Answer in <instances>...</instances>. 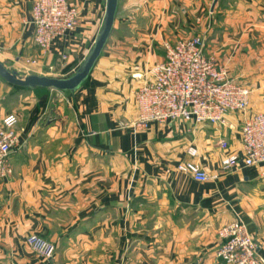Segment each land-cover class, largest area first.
Here are the masks:
<instances>
[{
  "label": "crops",
  "instance_id": "1",
  "mask_svg": "<svg viewBox=\"0 0 264 264\" xmlns=\"http://www.w3.org/2000/svg\"><path fill=\"white\" fill-rule=\"evenodd\" d=\"M75 29L41 50L33 42L34 0H0V62L20 76L71 77L94 44L106 0H66ZM118 0L113 31L89 77L73 92L23 90L0 80V123L13 114L12 174L0 181V264H217V231L239 215L264 258V169L223 172L234 128L137 125L134 93L164 58V45L194 37L264 113V0ZM209 175L177 167L187 148ZM36 235L55 248L32 250Z\"/></svg>",
  "mask_w": 264,
  "mask_h": 264
},
{
  "label": "built area",
  "instance_id": "2",
  "mask_svg": "<svg viewBox=\"0 0 264 264\" xmlns=\"http://www.w3.org/2000/svg\"><path fill=\"white\" fill-rule=\"evenodd\" d=\"M78 11L66 0H34L30 11L33 42L41 50H47L52 42L75 29ZM163 60L148 70V78L134 93L137 109V125L150 123L186 125L192 129L208 124L217 128L234 130L231 118H240V154L229 153L224 139L217 142L223 153L221 168L228 172L234 168L262 167L264 169V113L249 114L251 92L231 79L226 69L205 52V39L194 37L165 44ZM13 114L0 123V181L9 178L12 171L9 156L17 148ZM190 161L177 167L194 181L206 183L219 178L209 176L195 162L198 156L194 146L187 148ZM217 264H264L257 242L247 226L235 216L218 232ZM26 244L46 259H51L55 248L31 235Z\"/></svg>",
  "mask_w": 264,
  "mask_h": 264
},
{
  "label": "water",
  "instance_id": "3",
  "mask_svg": "<svg viewBox=\"0 0 264 264\" xmlns=\"http://www.w3.org/2000/svg\"><path fill=\"white\" fill-rule=\"evenodd\" d=\"M217 0H214L211 11ZM118 0H106L105 13L99 33L96 36L93 46L82 61L78 70L67 79H57L45 76H20L15 72L7 70L0 62V79L6 84L23 89H47L56 92L77 91L89 77L92 69L98 62L106 43L113 31L115 15L117 13Z\"/></svg>",
  "mask_w": 264,
  "mask_h": 264
},
{
  "label": "rangeland",
  "instance_id": "4",
  "mask_svg": "<svg viewBox=\"0 0 264 264\" xmlns=\"http://www.w3.org/2000/svg\"><path fill=\"white\" fill-rule=\"evenodd\" d=\"M190 39H191V38H190ZM21 76H23V75H21ZM1 81H2V80H1ZM3 82H4V81H3ZM239 126H240V124H239ZM235 216H238V217H239V215H235ZM239 218H241V217H239ZM241 220H242V219H241ZM232 221H233V220H232ZM232 221H231V222H232ZM242 221H243V220H242ZM228 224H229V223H228ZM226 225H227V224H226ZM224 226H225V225H224ZM220 228H221V227H220ZM220 228H219V229H220ZM219 229H218V230H219ZM217 232H218V231H217Z\"/></svg>",
  "mask_w": 264,
  "mask_h": 264
},
{
  "label": "trees",
  "instance_id": "5",
  "mask_svg": "<svg viewBox=\"0 0 264 264\" xmlns=\"http://www.w3.org/2000/svg\"><path fill=\"white\" fill-rule=\"evenodd\" d=\"M1 80V79H0ZM14 87V86H13ZM15 88H17V87H15ZM18 89H20V88H18Z\"/></svg>",
  "mask_w": 264,
  "mask_h": 264
}]
</instances>
